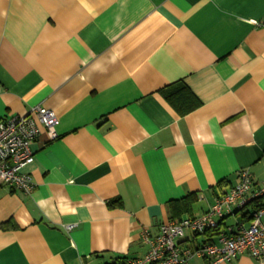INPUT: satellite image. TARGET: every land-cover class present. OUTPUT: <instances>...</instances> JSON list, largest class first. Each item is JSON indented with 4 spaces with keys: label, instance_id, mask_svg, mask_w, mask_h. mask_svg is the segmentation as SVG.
Here are the masks:
<instances>
[{
    "label": "crops",
    "instance_id": "obj_1",
    "mask_svg": "<svg viewBox=\"0 0 264 264\" xmlns=\"http://www.w3.org/2000/svg\"><path fill=\"white\" fill-rule=\"evenodd\" d=\"M178 82L186 114L162 94ZM37 105L58 137L32 145L31 195L0 184V264L143 257L145 230L202 216L243 169L264 181V0H0V120Z\"/></svg>",
    "mask_w": 264,
    "mask_h": 264
},
{
    "label": "built area",
    "instance_id": "obj_2",
    "mask_svg": "<svg viewBox=\"0 0 264 264\" xmlns=\"http://www.w3.org/2000/svg\"><path fill=\"white\" fill-rule=\"evenodd\" d=\"M58 118L52 109L34 106L25 115L6 116L0 120V184H6L26 195H31L35 182L30 173L23 168L34 158L32 145L38 140L42 129L50 139H56L55 127ZM252 172L243 169L237 183L199 217L172 219L160 226L156 235L147 230L142 234V241L148 245L143 257L117 259L113 264H189L195 257L209 260L210 264H226L231 260L248 255L264 264V223L261 217L264 208L256 209L248 226L243 223L237 229L228 227L220 230L216 242L203 243L195 247H185L178 239L187 232L203 234L206 230L218 227L216 218H223L244 207L249 201L264 195V181L257 189ZM76 224H67L71 231Z\"/></svg>",
    "mask_w": 264,
    "mask_h": 264
},
{
    "label": "trees",
    "instance_id": "obj_3",
    "mask_svg": "<svg viewBox=\"0 0 264 264\" xmlns=\"http://www.w3.org/2000/svg\"><path fill=\"white\" fill-rule=\"evenodd\" d=\"M162 94L166 98V100H168V102L174 108H176L178 112H180L181 114L189 113L190 111L198 107L200 104L199 100L192 94L190 89L184 83H181V82H178L174 85H170L169 87H167L166 89L162 91ZM191 196L192 194L188 195L187 199H190ZM263 198H264V195L260 197H256L252 199L251 201H249L244 207H242L239 210H235L234 212L236 214H239L241 212V215L244 217V220H251L253 217V212L256 209L264 208ZM118 201L119 200H117L116 202ZM180 212H181V209H179V213ZM219 232H220L219 228L216 227L214 229L206 230L203 234L208 233V235L211 236L214 234L218 235ZM196 235H201V234H196ZM125 258L126 257H118L116 258V260L125 259Z\"/></svg>",
    "mask_w": 264,
    "mask_h": 264
}]
</instances>
